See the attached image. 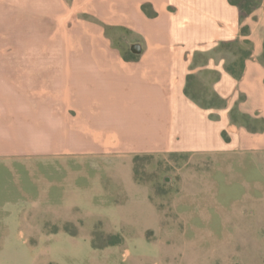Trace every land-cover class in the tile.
<instances>
[{
	"label": "crops",
	"instance_id": "obj_1",
	"mask_svg": "<svg viewBox=\"0 0 264 264\" xmlns=\"http://www.w3.org/2000/svg\"><path fill=\"white\" fill-rule=\"evenodd\" d=\"M2 39L16 46L0 44V55L15 53L18 60L0 61V158L42 126L53 132L66 124L76 109L79 55V113L98 120L84 130L106 153L121 150L126 182L147 190L142 229L160 228L162 218L149 188L136 181L134 155L262 162L264 0L245 16L230 0H0ZM42 55L51 56L47 69L59 72L48 75L47 94ZM6 88L20 93L5 94ZM9 102L24 104L16 108L20 116H8L16 113L3 106ZM130 188L121 190L125 200ZM138 213L118 210L108 229H135Z\"/></svg>",
	"mask_w": 264,
	"mask_h": 264
},
{
	"label": "rangeland",
	"instance_id": "obj_2",
	"mask_svg": "<svg viewBox=\"0 0 264 264\" xmlns=\"http://www.w3.org/2000/svg\"><path fill=\"white\" fill-rule=\"evenodd\" d=\"M50 59L41 56L42 94L48 75H59L47 69ZM17 60L15 53L0 55L2 62ZM73 61L76 109L66 124L53 132L42 126L0 158V264H264V155L259 166L243 156L134 155L136 181L149 188L162 218L160 228L142 229L147 190L126 182L121 150L106 153L85 132L98 120L79 113L80 56ZM21 105L3 103L16 112L11 118ZM129 188L134 193L125 200L121 190ZM130 206L139 211L137 227L109 230L113 214ZM116 236L121 240L112 244Z\"/></svg>",
	"mask_w": 264,
	"mask_h": 264
},
{
	"label": "trees",
	"instance_id": "obj_3",
	"mask_svg": "<svg viewBox=\"0 0 264 264\" xmlns=\"http://www.w3.org/2000/svg\"><path fill=\"white\" fill-rule=\"evenodd\" d=\"M230 2L240 7L242 16H245L249 14L255 6H257L259 0H230ZM145 9L147 10V7H145ZM137 159L138 158H136L135 160L136 162H137ZM116 239H117L116 241H113L111 243L117 244L121 240L119 236H116Z\"/></svg>",
	"mask_w": 264,
	"mask_h": 264
}]
</instances>
